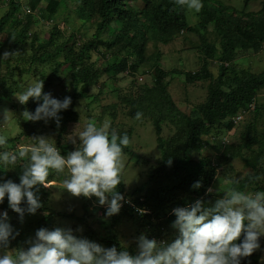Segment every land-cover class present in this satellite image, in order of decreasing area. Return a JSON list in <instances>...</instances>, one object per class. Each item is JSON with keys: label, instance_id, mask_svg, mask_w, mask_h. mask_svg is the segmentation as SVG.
Here are the masks:
<instances>
[{"label": "trees", "instance_id": "trees-1", "mask_svg": "<svg viewBox=\"0 0 264 264\" xmlns=\"http://www.w3.org/2000/svg\"><path fill=\"white\" fill-rule=\"evenodd\" d=\"M81 1L86 7H80L76 15L87 18V21L91 17L95 20V32L91 39L75 52L71 47L75 35H71L52 52L45 51L30 59L31 65H39L49 59L55 61L48 77L40 75L38 81L44 82V93L60 84L58 77L62 82L66 81L68 85L62 83L64 89L55 98L62 100L66 96L71 97L70 107L59 114V124L55 120L25 121L21 118L18 123L20 132L14 138L7 139L6 148L18 152L34 144L32 138L42 135L53 139L52 143L62 155L66 156L74 151L80 146L79 141L74 144L66 140V137L69 125L79 121V113L76 111L79 104L76 100L82 99L88 107L89 104L99 106L98 126L106 118L115 122L116 115H123L129 120L120 127V131L127 133L131 141L124 148L122 156L127 158V167L133 165L140 181L137 185L128 186L120 175L122 183L117 186V191L125 200L120 212L112 217L106 216V206L93 207L94 200L97 199L94 196H79L74 201L72 197L75 196L65 190L59 200L54 198L50 188L37 185L41 207L35 214L25 212L22 219L9 207L7 197L0 203L2 213L7 212V216L15 217L10 224L12 229L18 221L23 224L24 218H29L28 215L35 218L34 230L26 229L27 232L30 230V234L41 228L54 230L60 227L61 223L58 222L65 220L71 222L69 229L77 238L88 239L104 248L115 246L120 250L121 246H127L129 253L136 255L138 241L126 244L121 238L120 228L125 221H129L140 236L144 235L161 243L173 242L179 237V231L174 227L176 217L173 210L189 207L196 200H201L206 207L214 205L220 198L221 190L209 194L208 189L220 182L219 175L226 176V173H230L229 168L234 158L243 160L248 173L242 179H231L238 181L235 185L231 184V187L242 191L248 188L264 190V162L260 161L264 155V133L257 132L260 120L264 122V105L257 98L258 93L264 89V70L259 74L241 70L237 74L234 62L237 51L257 53L264 46V0H242V4L238 6L226 5L220 0H202L200 11L191 13L196 18L193 25L187 18L191 9L182 6L180 0H144V6L138 10L131 3L139 0ZM40 2L45 3L44 11L49 17L53 16L61 4L60 0H31L29 7L34 9ZM257 2L260 7L251 11V7ZM10 6V10L0 18V40H4L0 41V56L5 48L6 52L13 53L20 43L25 42L28 30L36 22L31 14H27L26 23L16 37L6 36L4 39L2 33L5 24L10 19L14 20L15 25L19 24L15 18L18 4L11 0ZM112 23H116L118 31L111 39L104 40L101 35L108 31ZM183 30L197 41L195 67L188 69L178 63L174 68H162L160 61L163 53L160 47L177 40L179 31ZM59 36L62 34L55 26L48 44L52 45ZM149 45L156 50L147 55ZM45 46L39 48L45 49ZM103 51L106 55L101 53ZM93 52L102 54L105 61L103 71L91 60ZM213 63H217L218 67L215 75L210 70ZM9 64L10 58L0 61V106L3 101L10 99L8 91L11 87L7 86V79L11 78L9 76L13 70L9 69ZM64 70L67 74L62 76ZM23 73L24 71L20 72L21 75ZM119 74H124L122 78H132L130 83H138L137 80L141 77L151 79L152 84L140 83L131 97L123 95L118 89L116 94L122 102V105H118L119 109L116 103L100 104L110 91L105 89L104 82L99 83V79L106 76L112 82L118 80ZM179 76H184L185 79L181 84ZM172 79H176L178 88L182 89L179 95L186 101L189 113L176 107L168 89ZM20 83L23 84V81L20 80ZM94 87L97 92L90 93ZM20 90V85H17L14 92L17 94ZM200 90H203L202 96ZM114 92L115 90L111 93ZM39 103L40 101L30 99L20 107L23 111L34 112ZM251 103H254L253 111L249 110ZM137 112L142 113L140 120L135 119ZM86 116L90 119L91 114ZM239 116L243 117L241 122L248 121L235 135L237 141L223 142L220 135H232L235 125L240 122L234 123L232 119ZM118 122L123 124L120 120ZM167 125L173 127L169 136L164 133ZM208 135H213L215 139L212 145L203 142V137ZM148 136L155 140L154 151L157 153L152 152L149 159L136 152L143 148L138 145ZM205 146L211 147L215 155L203 157L200 162L190 158V153H199ZM23 163L21 161L15 166L0 169V179L19 183ZM65 172L61 175L50 173L46 183H63V179L69 175L67 170ZM197 182L201 184L199 189L193 187ZM21 207L26 208V203H22ZM81 211L82 214L79 215ZM99 211L102 217L98 216ZM13 235L8 247L18 238H25L22 230H13ZM259 242L261 247L254 252L257 254L264 251V237ZM254 253L252 257L242 258L241 264H259V260L253 258Z\"/></svg>", "mask_w": 264, "mask_h": 264}, {"label": "clouds", "instance_id": "clouds-1", "mask_svg": "<svg viewBox=\"0 0 264 264\" xmlns=\"http://www.w3.org/2000/svg\"><path fill=\"white\" fill-rule=\"evenodd\" d=\"M180 4L196 12L202 8V0H180ZM15 54L4 52L0 61ZM43 83L36 81L15 94L22 105L30 99L40 101L34 112L25 110L21 118L25 121L55 120L59 124V114L70 107L71 97L54 98L51 93L43 92ZM251 105L249 110L253 111L254 103ZM141 117L142 113L137 112L135 119ZM232 121L239 122H235V118ZM77 138L80 146L65 156L52 143L53 139L45 136L32 138L34 144L30 147L13 152L6 148V137L0 135V169L24 161L19 183L0 179V203L7 197L9 207L21 218L25 212L35 214L41 207L36 186L47 187L50 173L61 175L67 170L69 175L63 179L67 192L77 197L98 198V203L106 206L107 217L118 214L125 200L117 186L122 183L123 150L131 142L128 134L120 135L108 122L98 126L89 120L78 137L73 138L74 144ZM193 187L199 189L201 184L197 182ZM22 203L27 207L22 208ZM173 213L179 237L171 243H161L141 235L136 255L130 254L127 246H121L120 250L115 246L104 248L88 239L77 238L71 229L41 228L36 231L35 238L27 242L26 249L0 251V264H241L242 258L250 257L261 247L264 190L247 192L230 187L210 207L196 200L189 207L175 208ZM7 219V212L0 214V250L7 249L10 238H14Z\"/></svg>", "mask_w": 264, "mask_h": 264}, {"label": "rangeland", "instance_id": "rangeland-1", "mask_svg": "<svg viewBox=\"0 0 264 264\" xmlns=\"http://www.w3.org/2000/svg\"><path fill=\"white\" fill-rule=\"evenodd\" d=\"M11 0H0V18L7 13L11 6H10ZM18 4V9L16 12V20L19 21L18 25H15L14 20L10 19L4 26L3 29V36L4 39L8 38V36H11L12 38H15L17 33L23 28V26L26 23V15L31 14L36 21L28 30L27 32V39L25 42L20 43L19 46L14 49L13 53H16L13 57L10 58L11 64H9V69H11V75L9 79H7V86H10L11 88L8 91L9 100L3 101L0 106V135H3L6 137V139L14 138L16 135L19 134L20 128L18 127V123L21 119V115L23 113V110L21 109V105L19 101L17 100L15 96V88H17V85H20V92L33 84L34 82L38 81L40 78V75L44 78H47L48 75L51 73L52 68L54 67L55 61L52 59L46 60L43 63L31 65L30 59L34 55H38L42 52H52L56 46L61 44L63 41H67L68 37L71 35H75V41L71 43L72 50L77 52L80 46L91 39L92 35L95 32V25H94V18H90L89 21H87V18H81L76 15V11L81 7H86L85 4L82 3L81 0H60L61 4L57 8L56 12L53 14L52 17H49L46 12L44 11L45 3L41 4V2L38 4V6L34 9L29 7V3L31 0H14ZM224 2L226 5H234L238 6L242 4V0H220ZM133 4V8L135 10H138L144 6V0L136 1ZM260 7V4L257 2L251 7V11H256ZM187 9V8H186ZM196 13V11L191 10L188 11L187 18L189 20V23L193 25L196 22V18L193 13ZM57 26L58 30L62 34V36L57 37L52 45L48 44V40L50 35L53 32V28ZM118 31V27L116 23H112L109 25L108 31L106 33H103L101 36L104 40L111 39L114 34ZM177 40L172 41L168 45L161 46L160 50L163 53V59L160 61V65L162 68L167 67H176L178 63H182V66H185L188 69H193L194 62L196 61L197 53L195 50L197 41L194 40L190 34L185 33L183 31H179V36L177 37ZM1 42L4 40H0ZM48 44V45H47ZM45 46V49H40V46ZM152 45V43H150ZM147 47V55H150L154 49L151 46ZM44 48V47H43ZM7 51V48L4 49V52ZM106 55V52H101ZM102 54H96V52H93L91 54V60L95 61L97 64L96 66L99 68V70L103 71L104 69V60L102 59ZM235 64L237 69V74L241 73V70H244L251 74H259L264 70V48L260 50V52H242L237 51L235 54ZM183 60V61H182ZM147 66V65H146ZM30 68V70H29ZM28 70V72H27ZM210 70L214 75L218 72L217 63L212 64L210 66ZM24 73L21 75L20 72ZM67 71L64 70L63 75H66ZM125 74V73H124ZM124 74H119L116 81H110L107 79L106 76H103L99 79V83L104 82L106 84L105 89L110 91L101 101L100 104H111L116 103L117 109H119L118 105H122V102L118 99L116 91L119 89L121 93H124L123 95H130L133 96L134 92L136 91L137 86L140 83H148L149 85L152 84L151 79H145L142 78L141 81L139 79L137 80L138 83H130L132 78L125 77ZM39 75V76H38ZM176 76V75H175ZM20 77V79L18 78ZM139 77V76H138ZM177 77V76H176ZM20 80L23 81V84L20 83ZM58 82L60 84H57L56 87H52V89L48 90L46 93H51L52 96L55 98L58 93H60V90L64 89V85L66 84V81L60 80L58 77ZM184 76H179V83L181 84L184 81ZM98 84V82H97ZM98 86V85H97ZM170 94L173 97V100L175 101V105L177 108H179L181 111L189 113L190 109H188L186 105V101L183 100V98L180 97L179 93L182 92L181 88H178L176 79H172L170 86H169ZM114 93H111L114 91ZM180 91V92H179ZM199 91V89H197ZM202 91V92H201ZM97 92V88H93L90 93L95 94ZM202 93L201 96L204 94L203 90H200ZM114 94V95H111ZM258 102L264 105V89L260 91L257 95ZM76 102L79 104L76 107V111L79 113V121L74 124L69 125V133L66 137V140L69 142H72L73 138L78 137V134L83 131L84 127L86 126V123L89 120L95 121L97 123V117L100 115V108L98 105L93 104L89 107L83 101L82 99H77ZM88 113L91 114L90 119L86 116ZM116 115V114H115ZM118 120L122 122L123 124H119ZM242 121V120H241ZM240 121V122H241ZM248 120H244L243 122H239L238 125H235L236 127L232 130L234 131V136L229 135L227 133H222L219 138L222 139L223 142L232 143L234 141H237L236 134L239 133V131L242 129L243 125L247 124ZM104 122H108L111 125V128L115 129L120 135H123V132L120 131V127H122L124 124H127L129 122L126 117L123 115H116L115 122H111L110 119H105L100 122V125H102ZM164 133L166 136H169L171 132H173V127L166 126L164 128ZM123 130V129H122ZM257 132L264 133V122L263 120H260V123L257 128ZM139 131V130H138ZM49 133V132H48ZM47 133V134H48ZM46 133H43V135ZM42 136V135H39ZM55 138V136L53 137ZM146 140L143 141V143H140L138 146H142L143 148H139L136 150L137 153H140L142 155H145L150 158V155L157 154L154 150L155 148V140L148 136L145 138ZM78 140V138H77ZM207 142L208 144L212 145V143L215 141L213 135H208L206 137H203V142ZM73 143V142H72ZM21 149V148H20ZM215 155V151L208 146H205L204 149H202L199 153H190V158H192L195 162H200L203 157H209V156ZM261 162H264V155L260 158ZM127 158L122 156L121 163V177H124V181L128 186H134L139 183L138 177L135 175V170L133 169V165L130 164L129 167L126 165ZM142 169V167H139ZM230 173L226 176L219 175L218 181H220L218 184H215V187H211L212 191L209 192V194H213L218 190L220 191V198H222L228 188L231 187V183H223L222 181L228 180L231 181V179H242L245 175H247L248 170L244 168V163L241 158H234L231 167L229 168ZM222 172L221 170H219ZM66 173V172H65ZM66 175V174H65ZM231 176V177H230ZM226 177V178H225ZM47 187L50 188L51 193L53 194L54 198L59 199L61 198V195H63V191H65L63 183H46ZM53 184V185H51ZM44 187V186H43ZM243 191L247 192H255L254 189H245ZM73 200L77 199L78 197H72ZM96 198V197H95ZM72 200V201H73ZM55 208V205H53ZM93 207L100 208L103 207L98 203V198L94 200ZM104 208V207H103ZM66 210H71V208H66ZM2 212L0 211V214ZM82 214V211L79 212V215ZM98 216H101V211H99ZM103 216V215H102ZM101 216V217H102ZM29 218H24L23 224H21V221H18L16 223V227L13 230H22V232L25 234V238L22 236V238H18L15 243L12 244L11 247H8L5 250L0 251H8L13 250L17 248H27L28 247V241L33 239L34 234H30V230H34L33 222L35 221L34 216L28 215ZM23 219V218H22ZM15 220V217L8 216L7 223L11 224ZM65 220H61L58 223L60 224L59 228H65L69 229L72 225L71 222H67ZM64 222V223H63ZM30 223L29 225H27ZM25 229V230H24ZM26 229H30L28 232ZM121 238L126 244L136 243L140 237L138 233L132 228L131 223L129 221H125L121 225ZM15 233V232H14ZM16 234V233H15ZM18 236V234H16ZM260 243V242H259ZM264 251H262L261 254L254 253L255 260H259V264H264ZM252 257V255H251Z\"/></svg>", "mask_w": 264, "mask_h": 264}, {"label": "built area", "instance_id": "built-area-1", "mask_svg": "<svg viewBox=\"0 0 264 264\" xmlns=\"http://www.w3.org/2000/svg\"><path fill=\"white\" fill-rule=\"evenodd\" d=\"M138 79H139V81H141V80H142V78H141V77H139ZM250 108L252 109V108H253V106L251 105V106H250ZM241 118H242V116H239V117L235 118V122L239 121Z\"/></svg>", "mask_w": 264, "mask_h": 264}]
</instances>
